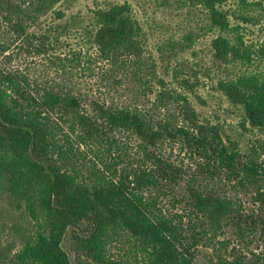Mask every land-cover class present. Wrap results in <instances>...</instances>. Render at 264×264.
I'll return each instance as SVG.
<instances>
[{
    "label": "trees",
    "instance_id": "1",
    "mask_svg": "<svg viewBox=\"0 0 264 264\" xmlns=\"http://www.w3.org/2000/svg\"><path fill=\"white\" fill-rule=\"evenodd\" d=\"M64 1L0 0V264H72L64 238L82 225L73 239L93 264H197L202 248L206 264H264V141L243 151L201 120L189 80L175 89L158 75L128 3L34 31ZM227 2L183 0L206 15L220 63L250 66ZM185 39L168 49L196 36ZM22 57L56 77L10 67ZM217 90L264 134V70Z\"/></svg>",
    "mask_w": 264,
    "mask_h": 264
},
{
    "label": "rangeland",
    "instance_id": "2",
    "mask_svg": "<svg viewBox=\"0 0 264 264\" xmlns=\"http://www.w3.org/2000/svg\"><path fill=\"white\" fill-rule=\"evenodd\" d=\"M125 3L131 5L134 17L143 26L147 54L154 61L158 75L169 87L175 89L178 88L177 80H189L194 87L187 90V95L205 124L216 125L223 136L239 142L243 151L251 140L264 141V134L250 129L248 124L243 126L242 111L232 107L227 98L217 90L220 80L264 70V0H228L224 5V9L230 12L232 26H238L236 33L243 35L252 55L257 58L250 66L239 63L225 66L220 63L212 48V40L216 34L208 31L206 15L201 10L184 4L183 0H65L34 31L45 32L51 26L60 24L75 29L98 8ZM188 34L196 36L191 48L184 51L181 47L168 49L170 42L180 46L187 45L185 37ZM68 42L73 46L78 45V35L72 32ZM10 67L28 72L34 81L56 77L55 72L48 69V61L39 57H22ZM73 79V83L86 92L92 93L90 90L96 91L97 88L104 91L96 78L75 76ZM179 152L180 149L176 148L175 155ZM86 229V225L70 228L65 235L63 248L72 264H93L78 252L73 239L74 233L83 236ZM200 251L197 264H206L208 250L202 248Z\"/></svg>",
    "mask_w": 264,
    "mask_h": 264
}]
</instances>
